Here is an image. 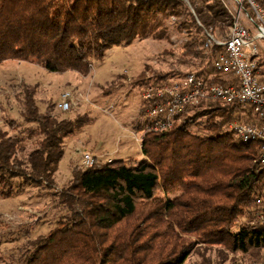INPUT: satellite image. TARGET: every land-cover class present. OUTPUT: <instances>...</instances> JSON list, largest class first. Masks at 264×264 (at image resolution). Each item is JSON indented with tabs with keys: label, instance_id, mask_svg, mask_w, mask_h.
I'll use <instances>...</instances> for the list:
<instances>
[{
	"label": "trees",
	"instance_id": "1",
	"mask_svg": "<svg viewBox=\"0 0 264 264\" xmlns=\"http://www.w3.org/2000/svg\"><path fill=\"white\" fill-rule=\"evenodd\" d=\"M188 1L194 14L183 0H0V63L88 76L93 62L115 46L168 40L166 21L174 17L178 31L192 32L179 64L210 83L236 84L214 68L224 49L206 47V32L220 41L230 34L220 0ZM259 70L264 83V60ZM170 80L162 75L149 86ZM21 87L20 116L31 126L22 136L0 127L3 198L25 186L54 188L64 140L92 122L89 116L59 119L50 106L43 113L38 86ZM150 105L144 102L140 111L141 131ZM234 123L260 120L251 107L205 101L189 107L172 129L146 132L139 161L95 158L93 167H75L58 193L65 214L35 240L27 264H186L195 244L223 246L248 257L247 264L263 262L264 224L252 222L264 209L261 145L239 139ZM36 138L38 146L26 156V140ZM176 186L181 191L171 196L166 190ZM246 215L253 220L239 224ZM200 257L196 264H210Z\"/></svg>",
	"mask_w": 264,
	"mask_h": 264
},
{
	"label": "rangeland",
	"instance_id": "2",
	"mask_svg": "<svg viewBox=\"0 0 264 264\" xmlns=\"http://www.w3.org/2000/svg\"><path fill=\"white\" fill-rule=\"evenodd\" d=\"M176 23L177 19L173 18L166 21L168 40L147 38L130 46L111 48L103 60L93 62L88 76L72 71L50 73L29 62L0 63V127L10 135L22 136L23 130L31 126L24 124L20 116L18 96L22 94L23 83L31 88L38 86L36 100L41 112H46L50 106L59 119L82 116L92 119L90 124L64 140V157L59 163L54 188L25 186L12 197L0 196V264H27L35 240L56 226L65 214L58 193L69 184L75 167H85L84 153H90L102 163L117 159L133 163L144 157L145 133L139 129L140 111L144 110L143 85L148 81L149 86L162 75L174 80L189 74L191 69L181 66L178 59L192 32L178 31ZM261 47L264 50V41ZM65 93H71L72 101L70 110L61 112L54 105ZM37 140H26V156L38 146ZM166 191L173 196L181 189L176 186ZM159 192L162 194V190ZM250 219L246 215L239 219V224L253 220ZM201 253L210 264H247L248 257L244 259L240 254L230 253L223 246L204 244L194 245L186 264L201 262Z\"/></svg>",
	"mask_w": 264,
	"mask_h": 264
},
{
	"label": "built area",
	"instance_id": "3",
	"mask_svg": "<svg viewBox=\"0 0 264 264\" xmlns=\"http://www.w3.org/2000/svg\"><path fill=\"white\" fill-rule=\"evenodd\" d=\"M183 1L194 14L189 1ZM220 2L231 21L230 34L226 40L220 41L206 32V47L219 46L224 49L215 58L214 68L217 73L234 79L236 84L210 83L189 73L162 85L145 87L141 98L152 105L145 110L144 121L147 126L143 134L172 129L189 107L198 106L205 101L251 107L260 123H234L230 127L243 142H258L261 145L260 169L264 171V83L259 70V62L264 60V50L261 47V41H264V0ZM172 18L176 21V18ZM71 101V93H65L56 108L61 112H68ZM83 163L86 168L93 167L95 157L86 152ZM254 222L264 224V209L256 215ZM258 264H264V261Z\"/></svg>",
	"mask_w": 264,
	"mask_h": 264
}]
</instances>
